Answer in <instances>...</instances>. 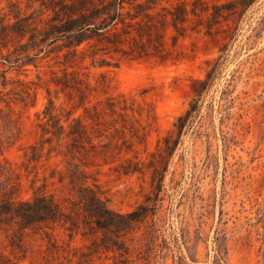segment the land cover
<instances>
[{
    "label": "rangeland",
    "instance_id": "rangeland-1",
    "mask_svg": "<svg viewBox=\"0 0 264 264\" xmlns=\"http://www.w3.org/2000/svg\"><path fill=\"white\" fill-rule=\"evenodd\" d=\"M10 1L27 13L39 12V2L28 7L29 0H0V14L15 7ZM161 5L187 11L179 30L170 23L160 28L162 58L87 49L70 61L61 40L35 49L26 38H14L8 42L11 53L0 47L8 59L0 60V162L20 173L21 195L37 188L58 199L75 195L68 176L72 161L111 209L125 213L144 205L149 215L121 232L114 249H90L79 233L70 238L60 228L50 236L29 233L20 249L0 233V261L138 264L153 216L158 240L167 242L165 264L178 256L184 264H215L218 229L226 248L222 264H264V0H163ZM161 5L156 6L160 13ZM15 57L26 63L13 62ZM219 57V72L196 117L162 159L163 138L173 134V123L194 96L192 81L204 78ZM72 73L82 92L56 83L73 84ZM119 95L134 109L128 108L126 122L104 111L106 98ZM50 100L62 123L69 115L67 121L78 117L86 124L87 136L79 140L74 158L60 153L65 147L55 138L52 144L45 140L51 133H43V110ZM32 145L41 153L38 160L29 159Z\"/></svg>",
    "mask_w": 264,
    "mask_h": 264
},
{
    "label": "trees",
    "instance_id": "trees-1",
    "mask_svg": "<svg viewBox=\"0 0 264 264\" xmlns=\"http://www.w3.org/2000/svg\"><path fill=\"white\" fill-rule=\"evenodd\" d=\"M28 7L39 2L38 14L27 13L21 7L15 6L7 12L0 14V47L7 48L8 42L14 38L27 39L32 48L38 49V44H51L61 40V48H66L64 58L74 61L77 56H84L87 49L95 54L98 50L104 53L110 51L121 55L139 58L143 56H158L162 58L160 28L167 23L172 24L175 30H179L186 21L187 11L185 7L177 6L171 11L161 5L163 0H29ZM168 1V0H164ZM161 5L162 13L156 10ZM133 9V11L130 10ZM48 13L47 17L43 15ZM168 14L170 18L168 19ZM11 18L14 21H11ZM170 21V22H169ZM11 53V51L9 50ZM4 54L0 60L8 61ZM24 57L28 58L27 52ZM21 57H15L13 62L26 63ZM222 61L220 57L214 60L212 67L207 71L204 78H196L192 81L193 98L189 107L177 116L173 123L175 130L171 136L163 138L164 145L159 154L163 159L171 153L179 141L181 133L192 124L199 108V103L204 92L211 86L219 72ZM64 74L67 76L66 70ZM69 79H58L64 87H72L80 92L82 89L78 84L79 78L72 73ZM67 78V77H65ZM3 85L5 82L2 83ZM9 106V105H8ZM128 108L123 95L109 96L106 98L105 112L109 115H119L126 122ZM52 101L45 105L43 113L47 117L43 122V133H51L45 140L52 144L53 139L65 150L60 153L75 157L78 150L79 140L86 135V124L81 118H65L66 125L61 122L60 117L53 112ZM98 112V111H97ZM142 110H138L141 114ZM116 120V118H113ZM53 129H50L49 125ZM124 127V123H122ZM118 131V128L114 127ZM198 132V131H197ZM57 144V145H59ZM52 145L49 148H53ZM94 147V145H91ZM32 153L29 159L38 160L36 145H32ZM77 148V149H76ZM69 182L76 187L75 195L56 198L46 193L41 188L34 189L29 196L21 195L20 173L7 162H0V233H4L13 248H21L25 236L29 233H40L50 236L57 229L68 232L70 238L79 233L82 238L89 241L90 249L102 246L106 249H114L119 246V235L125 233L138 225V223L149 217L144 205L129 212L120 213L111 209L107 201L102 198L100 191L94 184L87 183L85 170L78 163L68 161ZM162 177L159 178L162 181ZM154 214V213H153ZM148 224L146 247L139 252L138 264H156L158 258L165 264L167 254V242L160 238L156 221L151 216ZM224 235L221 229L216 231L214 238L215 264L224 262L226 248ZM52 248L58 250V245L51 242ZM68 261L70 256H66ZM0 264H10L0 261ZM174 264H184L183 257L178 256Z\"/></svg>",
    "mask_w": 264,
    "mask_h": 264
}]
</instances>
